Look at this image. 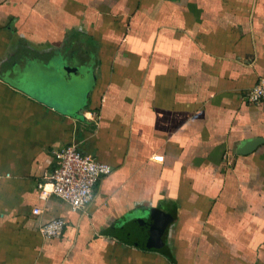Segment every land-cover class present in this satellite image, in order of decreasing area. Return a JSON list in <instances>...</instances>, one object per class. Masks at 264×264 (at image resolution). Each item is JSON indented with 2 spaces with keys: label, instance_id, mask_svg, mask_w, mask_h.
<instances>
[{
  "label": "crops",
  "instance_id": "1",
  "mask_svg": "<svg viewBox=\"0 0 264 264\" xmlns=\"http://www.w3.org/2000/svg\"><path fill=\"white\" fill-rule=\"evenodd\" d=\"M261 79L264 0H0V264H264ZM68 144L85 210L40 194Z\"/></svg>",
  "mask_w": 264,
  "mask_h": 264
},
{
  "label": "built area",
  "instance_id": "2",
  "mask_svg": "<svg viewBox=\"0 0 264 264\" xmlns=\"http://www.w3.org/2000/svg\"><path fill=\"white\" fill-rule=\"evenodd\" d=\"M244 98L253 103L264 101V79H261L244 94ZM56 164L45 183H40V194L43 197L56 195L69 203L73 210H85L92 201L99 180L110 174L113 168L93 156L83 153L76 144L60 146L55 150ZM163 160V155L156 157ZM34 212L39 214L40 209ZM67 222L56 218L45 222L41 232L46 238L60 237Z\"/></svg>",
  "mask_w": 264,
  "mask_h": 264
},
{
  "label": "water",
  "instance_id": "3",
  "mask_svg": "<svg viewBox=\"0 0 264 264\" xmlns=\"http://www.w3.org/2000/svg\"><path fill=\"white\" fill-rule=\"evenodd\" d=\"M62 59L57 60L58 61V69L63 73V74H69L70 72H73L76 70L77 67H72L70 65H67L65 63H62L61 61ZM264 142V138L263 137H256L254 139H251L249 141H247L243 147H241L238 151V153L240 154H245L249 151H251L252 149H254L259 143ZM153 225L149 224L147 229V234L152 233L154 230H152ZM144 232V231H143ZM143 235H145L144 233H136L132 238H129V241L134 244V245H143Z\"/></svg>",
  "mask_w": 264,
  "mask_h": 264
},
{
  "label": "rangeland",
  "instance_id": "4",
  "mask_svg": "<svg viewBox=\"0 0 264 264\" xmlns=\"http://www.w3.org/2000/svg\"><path fill=\"white\" fill-rule=\"evenodd\" d=\"M42 79H43V78H42ZM42 79L39 80V81L36 79V84H38L37 87H36V88H37L36 91L47 90V91L49 92V91L51 90V91L55 92L57 89H60L59 87H55V88H57V89H53V88H51V86L49 85V84L51 83V80H49V81H50V82H49V81H45V80H42ZM39 82H40V83H39ZM59 82H61V81H59ZM48 83H49V84H48ZM56 83H57V82H55L54 84H56ZM44 84H45V85H44ZM54 84H53V85H54ZM78 84H79L78 82H77L76 84L74 83V84L72 85V87H69V88H70V89L73 88V90H76V91H77L78 88H76V87L78 86ZM59 85H60V87H61V84H59ZM44 88H46V89H44ZM59 92H61V89H60ZM49 93H50V92H49Z\"/></svg>",
  "mask_w": 264,
  "mask_h": 264
}]
</instances>
